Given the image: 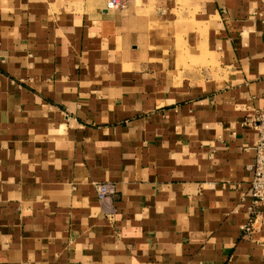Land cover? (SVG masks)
<instances>
[{"label": "crops", "instance_id": "crops-1", "mask_svg": "<svg viewBox=\"0 0 264 264\" xmlns=\"http://www.w3.org/2000/svg\"><path fill=\"white\" fill-rule=\"evenodd\" d=\"M262 108L264 0H0V264H264Z\"/></svg>", "mask_w": 264, "mask_h": 264}, {"label": "built area", "instance_id": "built-area-1", "mask_svg": "<svg viewBox=\"0 0 264 264\" xmlns=\"http://www.w3.org/2000/svg\"><path fill=\"white\" fill-rule=\"evenodd\" d=\"M129 0H108L109 7L123 6ZM245 126L254 128L258 132V138L254 145L255 162L249 166L252 172L251 197L252 208L261 206L264 208V108L249 114L243 121ZM94 188L100 202L107 204L115 193V187L111 183L96 182ZM112 212V211H111Z\"/></svg>", "mask_w": 264, "mask_h": 264}]
</instances>
